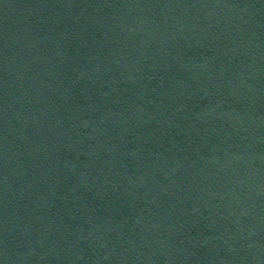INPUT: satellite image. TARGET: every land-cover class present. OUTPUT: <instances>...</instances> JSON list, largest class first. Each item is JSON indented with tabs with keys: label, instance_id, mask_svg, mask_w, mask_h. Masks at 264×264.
Instances as JSON below:
<instances>
[{
	"label": "water",
	"instance_id": "1",
	"mask_svg": "<svg viewBox=\"0 0 264 264\" xmlns=\"http://www.w3.org/2000/svg\"><path fill=\"white\" fill-rule=\"evenodd\" d=\"M0 264H19L7 192L0 146Z\"/></svg>",
	"mask_w": 264,
	"mask_h": 264
}]
</instances>
